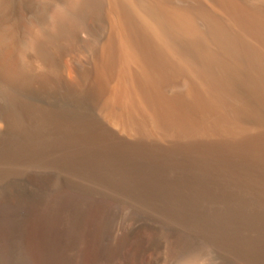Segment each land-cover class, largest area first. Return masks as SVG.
Masks as SVG:
<instances>
[{"label":"bare ground","instance_id":"obj_1","mask_svg":"<svg viewBox=\"0 0 264 264\" xmlns=\"http://www.w3.org/2000/svg\"><path fill=\"white\" fill-rule=\"evenodd\" d=\"M32 11L0 0V255L167 264L142 259L141 229L106 237L105 192L86 182L102 180L207 228L233 246L226 264H264V0H81L41 42L46 73L15 55ZM26 164L53 172L17 185ZM242 221L254 239L230 230Z\"/></svg>","mask_w":264,"mask_h":264},{"label":"rangeland","instance_id":"obj_2","mask_svg":"<svg viewBox=\"0 0 264 264\" xmlns=\"http://www.w3.org/2000/svg\"><path fill=\"white\" fill-rule=\"evenodd\" d=\"M52 172L53 170L48 166L26 164L16 170L13 179L15 184L23 185L31 177L47 176ZM86 182L98 187L97 190L102 189L105 192L103 193L106 195L104 222L106 221L105 234L107 238H113L132 228H138L144 232L147 238L145 239L146 244L142 259L157 258L164 251L172 250L178 240L188 243L187 251L202 242L210 244L216 251L221 264H226L235 258L233 246H228L214 238L207 228L193 225L186 227L176 220V216L168 214L166 211L145 201L130 198L129 189L114 186L113 182L102 180H86ZM242 224L243 226L228 225L231 226L230 230L238 237L249 235L250 238L254 239L259 232V227L246 221H242ZM187 251L183 250L182 253ZM7 252L8 250L4 249L2 251L1 249L0 264H14L15 261L19 263V260L14 259L15 251L9 252L10 254Z\"/></svg>","mask_w":264,"mask_h":264},{"label":"clouds","instance_id":"obj_3","mask_svg":"<svg viewBox=\"0 0 264 264\" xmlns=\"http://www.w3.org/2000/svg\"><path fill=\"white\" fill-rule=\"evenodd\" d=\"M81 0H33V11L24 21L25 27L14 40L15 55L21 69L37 64L39 73L48 69L38 63L41 42L49 33H56L61 26L74 27L78 24V9ZM42 16L43 23L37 20ZM38 73V74H39ZM167 264H221L214 248L202 242L185 253L168 252Z\"/></svg>","mask_w":264,"mask_h":264}]
</instances>
